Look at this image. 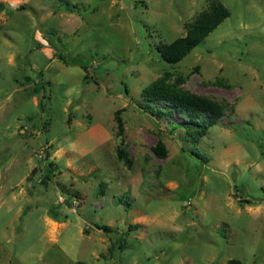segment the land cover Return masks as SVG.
I'll list each match as a JSON object with an SVG mask.
<instances>
[{
  "label": "rangeland",
  "instance_id": "1",
  "mask_svg": "<svg viewBox=\"0 0 264 264\" xmlns=\"http://www.w3.org/2000/svg\"><path fill=\"white\" fill-rule=\"evenodd\" d=\"M214 2L231 15L165 61ZM230 259L264 264V0H0V264Z\"/></svg>",
  "mask_w": 264,
  "mask_h": 264
},
{
  "label": "trees",
  "instance_id": "2",
  "mask_svg": "<svg viewBox=\"0 0 264 264\" xmlns=\"http://www.w3.org/2000/svg\"><path fill=\"white\" fill-rule=\"evenodd\" d=\"M231 15L229 8L220 2H214L210 10L205 11L195 21L187 23V33L185 36L179 37L170 43H160L158 49L163 59L169 63H178L186 55H188L199 43H201L213 30H215L226 18ZM61 60H65L63 55L59 56ZM147 96L151 94L167 95L181 109L186 111L196 123L203 129L217 123L223 115V108L218 102L199 97L189 92L176 89L169 84L155 82L145 90ZM120 130H122V120L118 116ZM159 155L166 156L167 148L163 141H160L156 147ZM126 152L123 149L118 150L119 158H125ZM53 165V164H52ZM50 180V175L42 179L43 183ZM97 227L107 231L114 232V228L108 224L98 223ZM118 241L111 246L113 249L123 250L125 247L124 237L120 235ZM228 264H242L240 259H230Z\"/></svg>",
  "mask_w": 264,
  "mask_h": 264
}]
</instances>
